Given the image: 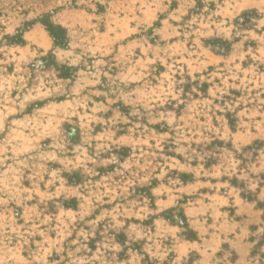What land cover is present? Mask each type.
Wrapping results in <instances>:
<instances>
[{
    "label": "rangeland",
    "instance_id": "rangeland-1",
    "mask_svg": "<svg viewBox=\"0 0 264 264\" xmlns=\"http://www.w3.org/2000/svg\"><path fill=\"white\" fill-rule=\"evenodd\" d=\"M0 264H264V0H0Z\"/></svg>",
    "mask_w": 264,
    "mask_h": 264
}]
</instances>
